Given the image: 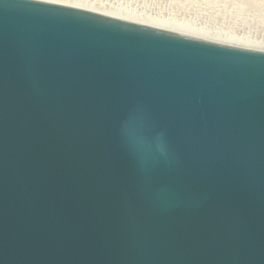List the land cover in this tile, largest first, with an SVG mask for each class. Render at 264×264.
<instances>
[{
  "label": "water",
  "instance_id": "1",
  "mask_svg": "<svg viewBox=\"0 0 264 264\" xmlns=\"http://www.w3.org/2000/svg\"><path fill=\"white\" fill-rule=\"evenodd\" d=\"M0 264H264V52L0 0Z\"/></svg>",
  "mask_w": 264,
  "mask_h": 264
},
{
  "label": "rangeland",
  "instance_id": "2",
  "mask_svg": "<svg viewBox=\"0 0 264 264\" xmlns=\"http://www.w3.org/2000/svg\"><path fill=\"white\" fill-rule=\"evenodd\" d=\"M90 7L175 32L198 33L200 39L246 44L264 49V0H58ZM257 51V50H256Z\"/></svg>",
  "mask_w": 264,
  "mask_h": 264
},
{
  "label": "bare ground",
  "instance_id": "3",
  "mask_svg": "<svg viewBox=\"0 0 264 264\" xmlns=\"http://www.w3.org/2000/svg\"><path fill=\"white\" fill-rule=\"evenodd\" d=\"M35 1L45 2V3H50V4H55V5L64 7V8L75 9V10H79V11L81 10V11L91 12L89 10L90 7H84L85 9H83L82 6H80L78 4H75L74 2H70V1H58V0H35ZM100 15L103 16V17H107V18H115V16H116V15H114L113 12H109V11L100 12ZM116 19L117 20H120V21H126V22L132 23V24H139V25H143V26L158 28V27H156V25H150L151 23H149V24L141 23L143 21L140 22V20L137 21V20H133V19H128V18L123 17V16H120V15H118V17ZM158 29L165 30V31H168V32H175L174 29H164V28H160V27ZM177 33H179L181 35L189 36V37H192V38H200L198 36V33H192V32H189V31H183V30H181L180 32L177 31ZM217 39L218 38H216V37L206 36L202 40H205L207 42H214V43H220V44L235 46V47L243 48V49H251V50H257V51L264 52V49H258V48L255 49V48H252V47H249L248 48V46L246 44H241V45L240 44H236V45H233L235 43H230L229 41L217 42Z\"/></svg>",
  "mask_w": 264,
  "mask_h": 264
}]
</instances>
